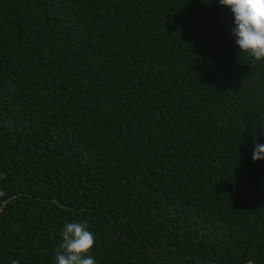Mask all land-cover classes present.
I'll return each mask as SVG.
<instances>
[{
    "label": "trees",
    "instance_id": "16d2710c",
    "mask_svg": "<svg viewBox=\"0 0 264 264\" xmlns=\"http://www.w3.org/2000/svg\"><path fill=\"white\" fill-rule=\"evenodd\" d=\"M219 0H0V264H264V62Z\"/></svg>",
    "mask_w": 264,
    "mask_h": 264
},
{
    "label": "clouds",
    "instance_id": "9594fccd",
    "mask_svg": "<svg viewBox=\"0 0 264 264\" xmlns=\"http://www.w3.org/2000/svg\"><path fill=\"white\" fill-rule=\"evenodd\" d=\"M234 18L232 34L241 53L264 62V0H219ZM255 162L264 161V144L256 143L252 154ZM55 264H97L91 254L96 244L95 233L81 220L65 222L61 231Z\"/></svg>",
    "mask_w": 264,
    "mask_h": 264
}]
</instances>
